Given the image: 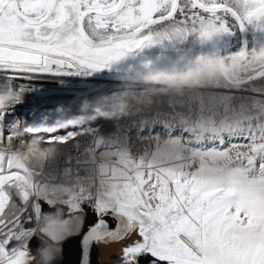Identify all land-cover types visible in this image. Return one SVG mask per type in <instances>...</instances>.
I'll return each instance as SVG.
<instances>
[{"label":"snow or ice","instance_id":"snow-or-ice-1","mask_svg":"<svg viewBox=\"0 0 264 264\" xmlns=\"http://www.w3.org/2000/svg\"><path fill=\"white\" fill-rule=\"evenodd\" d=\"M105 72L167 96L163 136L97 137L71 184L0 149V264H56L72 238L78 264L113 244L119 264H264V0H0V144L20 81Z\"/></svg>","mask_w":264,"mask_h":264},{"label":"rangeland","instance_id":"rangeland-1","mask_svg":"<svg viewBox=\"0 0 264 264\" xmlns=\"http://www.w3.org/2000/svg\"><path fill=\"white\" fill-rule=\"evenodd\" d=\"M111 76L106 72L91 77L79 76L95 83L102 81L97 82L102 89L93 90L94 93L92 92L87 99L66 102L60 106V110L56 112L52 121L54 136L70 131L75 133L83 130L82 132L86 133L88 130L92 134H97V137H116L127 140V146L134 154H140L145 149L153 150L154 142L147 132L141 134L140 129L151 128L157 114L160 115L161 120L164 119L170 111L167 96L156 92L155 88L150 86L147 90L145 86L137 84L127 88L104 86L103 79ZM121 105L126 108L124 112L118 111ZM172 123L178 127L177 121ZM155 130L163 136L159 123H155Z\"/></svg>","mask_w":264,"mask_h":264},{"label":"bare ground","instance_id":"bare-ground-1","mask_svg":"<svg viewBox=\"0 0 264 264\" xmlns=\"http://www.w3.org/2000/svg\"><path fill=\"white\" fill-rule=\"evenodd\" d=\"M41 76V75H39ZM43 79L36 81L38 84H48L51 86V88H56V81L55 80H60L61 78H65V76H57L53 74H42ZM61 77V78H59ZM74 79H80L79 76H72L68 77L67 80L74 81ZM98 82V81H97ZM96 86H93L91 91L93 92L96 90H101L102 87L100 82L97 83ZM103 84L104 86H113L115 88H122V87H134L136 85L135 82H130V81H123V80H117L114 79L113 76L111 77H105L103 79ZM80 85V84H79ZM142 86V85H141ZM151 87V86H150ZM107 88V87H106ZM78 95H84L79 92L83 90H77ZM85 91V90H84ZM88 91V89H86ZM89 93V92H88ZM94 93V92H93ZM96 93V92H95ZM86 94V93H85ZM68 95V94H67ZM72 95V93L70 94ZM69 97V96H67ZM87 99V97H84L80 100ZM71 100H67L66 102H70ZM72 103V102H70ZM69 104V103H68ZM59 107L57 108V112L60 110L61 104L58 105ZM62 109V108H61ZM56 115V114H55ZM49 121V120H48ZM53 121V120H52ZM51 121L50 124L48 122H43L40 124V126H35V128H39L40 131H33L32 133H27L29 137V140L26 141L25 136H23V140L19 138L17 142L14 144V146H10L7 150L8 151H15L19 150L23 153V156L25 158V162L32 168L39 170L42 173L43 179L46 180L47 182H68L69 184L75 183L77 180L76 177V172L78 168L80 169V177L81 179H84L86 177V173L83 171V168L85 167L83 164L78 165V161H84L85 159H88L89 156L86 155L90 150H93L95 147V140L97 139V134L91 133L90 131L86 130V133L82 131H78L75 133H72L71 131L66 133V134H60L57 136H54V132L49 131L50 127H53V122ZM18 124H21V119L18 121ZM19 128V129H18ZM17 128L18 134H22L23 129L20 128V126ZM37 134H36V133ZM48 132L49 133V138L46 141H39L34 136H40L44 135V133ZM53 132V133H52ZM35 134L34 136H32ZM26 135V136H27ZM70 138H72V142H70ZM138 138V137H137ZM72 145L73 148L70 146ZM72 149L76 150V152H80L79 156H74L73 161L75 160L76 162L74 163L73 161H70L69 164L63 161H65L67 158H69V152L72 151ZM78 150V151H77ZM72 154L75 155V153L72 152ZM66 158V159H65ZM63 164V166H62ZM62 167H68L69 169L72 170V175H65V173L62 172ZM57 199L58 201H63L67 199L66 195H60L57 194L55 197H52ZM19 215V213H17ZM25 225H27V221L24 222ZM117 252L115 253V257L117 259H120V245L117 248Z\"/></svg>","mask_w":264,"mask_h":264},{"label":"built area","instance_id":"built-area-1","mask_svg":"<svg viewBox=\"0 0 264 264\" xmlns=\"http://www.w3.org/2000/svg\"><path fill=\"white\" fill-rule=\"evenodd\" d=\"M40 75L41 76H35L30 81H20V83H23L25 85V90L18 93V98L20 101H22V103H13L9 105L8 110L12 111V115L7 117V124L11 125L21 119V124H18V127L20 126V128L23 129V133L18 134L16 133L17 129L10 130L6 128L5 135L7 139L5 143L0 144V149L7 150L10 146H14L19 138L22 137L21 140H23V136H25L26 141L29 140L30 136L27 135L28 132L25 129H33L36 125L40 126V124H42L43 122H48V124H50L57 112V108L59 107L58 105L65 104L67 100H71L70 102H74L84 97H88L92 93V87L96 86L95 81H92L88 78L74 79V81H71L67 80V76H65V78H61V76L59 77L61 78L60 80H55L56 88L53 89L48 84H38L36 82L43 79L42 74ZM86 89H88V91H86ZM77 90H83L79 93L84 95H78V93H76L78 92ZM71 93L72 95H70ZM2 95L3 94L0 93V96ZM4 103V101L0 100V111L5 110L3 107ZM53 129L54 127H50L49 131H52ZM34 135L35 134H33L32 136ZM49 136V133L46 132L43 136H34V138L39 141H46L50 139ZM72 140L73 139L70 138V142H72ZM70 147L73 148L72 145ZM72 152L75 153V155L72 154ZM79 155L80 152H76V150L72 149V151L69 152V158H65L66 160L63 161V163L65 164V162H67V164H69L70 161H73L74 156ZM73 162L75 163L76 161L74 160Z\"/></svg>","mask_w":264,"mask_h":264},{"label":"water","instance_id":"water-1","mask_svg":"<svg viewBox=\"0 0 264 264\" xmlns=\"http://www.w3.org/2000/svg\"><path fill=\"white\" fill-rule=\"evenodd\" d=\"M63 167L62 172L65 173ZM31 239V238H30ZM37 240H32V250L35 254ZM119 244H113L108 247H99L93 252V264H119V259L115 257ZM79 260V243L78 239L72 238L65 241L62 245V253L56 260V264H78Z\"/></svg>","mask_w":264,"mask_h":264}]
</instances>
